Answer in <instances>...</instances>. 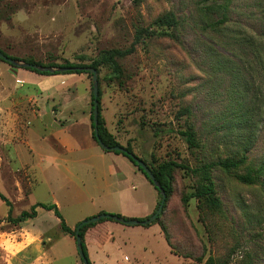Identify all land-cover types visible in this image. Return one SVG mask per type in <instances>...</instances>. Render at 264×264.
<instances>
[{
    "label": "rangeland",
    "instance_id": "obj_1",
    "mask_svg": "<svg viewBox=\"0 0 264 264\" xmlns=\"http://www.w3.org/2000/svg\"><path fill=\"white\" fill-rule=\"evenodd\" d=\"M213 1L0 2V47L22 61L89 64L105 50L130 47L138 28L169 33L147 35L120 57L121 77L110 66H99L106 131L155 164L174 159L195 166L232 152L249 153L246 166L213 170L221 202L214 211L200 210L196 197L183 202L198 178L177 168L160 217L171 245L158 223L147 233H121L120 249L109 252L111 264H205L209 256L214 264H264V178L258 185L237 179L264 166V0H216L228 3L225 27L214 25L219 13L205 9ZM169 12L177 16V27L157 23ZM36 74L0 59V192L11 203L13 218L36 202L58 200L73 228L79 212L104 197L94 188L85 195L67 172L38 166L55 150V131L68 119L59 114L66 101L73 102V122L92 129V79L74 74L40 90ZM187 107L191 113L181 115ZM189 123L198 133V148L177 132ZM84 180L93 182L90 176ZM9 209L0 198V264H75L74 240L53 211L39 208L36 217L15 223Z\"/></svg>",
    "mask_w": 264,
    "mask_h": 264
},
{
    "label": "crops",
    "instance_id": "obj_2",
    "mask_svg": "<svg viewBox=\"0 0 264 264\" xmlns=\"http://www.w3.org/2000/svg\"><path fill=\"white\" fill-rule=\"evenodd\" d=\"M38 74L35 75L37 78L35 83H38L36 87L42 90L49 88L55 80L66 79L77 73H59L47 76ZM59 114L68 119L63 125H60V119L53 120L51 125L54 128L58 122L61 126L55 131L58 143L53 146L55 150L51 154H47L50 158L49 161L47 157L41 159L42 163L38 166L39 169L46 171L48 168H52L55 171L67 172L73 183L77 184L85 195L91 194V188H94V191L104 197L102 202H93V206L82 209L79 216L75 218L76 222L73 227L80 221L102 212L115 213L133 219H145L150 216L157 207L159 196L157 189L145 174L124 154L103 149L93 138L92 129L83 130L82 125L77 126L73 122L72 101H66ZM39 117L40 115H37L36 119ZM42 155L44 153H38L39 157ZM86 173L89 175H85ZM89 176L93 182L85 184L84 178ZM139 187L142 189L140 190ZM92 199L95 201L96 198ZM48 203L60 206L58 200ZM77 204L81 205V202ZM39 208L41 207H38V213ZM151 226L127 225L108 219L89 227L85 232V241L90 264H111L112 257L109 252L114 246L120 249L119 234L147 233L152 228ZM161 234L163 235L162 232ZM72 238L76 248V252L73 251V261L75 264H81L75 238ZM127 257L125 256L126 259Z\"/></svg>",
    "mask_w": 264,
    "mask_h": 264
},
{
    "label": "trees",
    "instance_id": "obj_3",
    "mask_svg": "<svg viewBox=\"0 0 264 264\" xmlns=\"http://www.w3.org/2000/svg\"><path fill=\"white\" fill-rule=\"evenodd\" d=\"M1 1H8V0H0V2ZM205 9L209 12L219 13L220 17L214 22V25L225 27V24L228 21V14H227L228 9H229L228 3L222 2V1L216 2V0H214L213 3L209 4L207 7H205ZM11 10H12V7L9 6L8 9L6 10L5 14H4V16L6 18L9 16V12H11ZM157 23L161 26L177 27L179 24V20H178L177 16L175 15V13L169 12V13L164 14L163 16H160L157 20ZM154 33L160 34V35H162V34L168 35L169 34L165 31L153 32V31H150L148 28H138L135 32V39H134V41L130 47H128L126 49L114 48V49L105 50L100 54L99 58L95 59L93 62H91L89 64L66 61L63 63L50 62V63H46L43 65H49V66L56 67V68L91 66L93 68H96L98 71L100 65L106 64L112 68V70L115 72V75L117 77H121L122 76V67H121L118 59L120 57H124V56L132 53L133 51H135L136 44L138 42H140L145 36H147V35L150 36ZM0 50L4 54H6V52L4 50H2L1 47H0ZM6 55H8V54H6ZM0 59L3 60L1 57H0ZM26 61L41 64V62H38V61H35L32 59H26ZM26 69L40 73V74H45V75L59 74V73H77V74L85 73L92 79V73L90 71H86L83 69L79 70V69H72L71 68L70 70H66V71L55 70L54 72L39 71V70L33 69V68H26ZM98 82H99V75H98ZM98 98H99V110H100L101 109L100 108V100H101L100 90H99V97ZM90 103H91L90 118H91L92 135H93V138L97 141L96 136L94 134L93 121H92V110H93L92 82H91V101H90ZM179 112L181 115H185V114H190L191 110H190V108L187 107V108L181 109ZM177 132L180 134V136L185 140V142L191 148H198L201 145L200 139L198 137V133L195 129V126L192 123H189L186 126V128H184V129H178ZM99 133H100L102 140L106 144H108L110 146L121 145L119 142H117L115 139H113V137L106 131V128L104 126V121H103V118L101 115V110L99 113ZM97 143H98V141H97ZM126 148L129 151L133 152L131 147L126 146ZM113 151L117 152V153H122L125 156H127L145 174V176L149 179V181L154 185V183L152 182L150 177L137 164V162L134 161L131 156H129V154L122 152V151H118V150H113ZM146 163H147V165L150 166L152 172L156 176V179L160 182L161 186L163 187V189L165 190V192L167 194L162 212L157 216V218L152 223H149L147 225H151L153 223H158L161 227L162 232L164 233V236H165L168 244L171 245L170 237H169L168 231H167V227L164 223H162L160 221V217H161V214L163 213V211L165 210L166 203H167V201L170 198L171 193H172V187H173L172 183H173V179H174V171L177 168H182L185 171L190 172L192 175H194L198 178L194 191H192L189 194L184 195L183 196V202L187 203L192 197H196L198 200V207L200 208V210L207 209V210H213L214 211V210H217L220 208L221 202L217 196L216 185H215V181H214V177H213V170L217 167H220L224 170L230 171L233 169H239L243 166H246L249 163V153L246 150L232 152L228 156H225L223 158H219L217 160H207V161L203 160L195 166L190 165L189 163H186L183 161L179 162V161H176L174 159H169V160H166V161H164L162 163H158V164H155L153 162H151V163L146 162ZM263 178H264V166H262V165L258 168L252 169L251 171H249L245 174H238L237 175V179L241 183L246 184V185H258L260 182H262ZM155 188L157 189L158 196H159L158 204L156 207V209H157L159 204L161 203L162 194H161L159 188H157L156 186H155ZM0 198L2 200L6 201V203L10 206L9 213H8V219L9 220H11L15 223H18V222H22L28 218H34L38 215V207H41V208H44L47 210H52L55 213V215L60 219V226H61L62 231L75 238V229H76V226L78 224L73 228L70 227L66 223L65 219L63 218L62 213H61L59 207L57 206V204L45 203V202H36L35 204H33L31 206L30 210H23L20 212V214L17 217L13 218L10 201L1 192H0ZM156 209L154 210V212L156 211ZM150 216H148V217H150ZM148 217H146V218H148ZM108 219H110V218H102L96 222L85 223L82 225V227L80 229V235L82 238L83 248H84V251H85L87 258H88V253H87L86 241H85L86 230L89 227L97 224L98 222L108 220ZM79 259L82 262V259L80 256H79ZM205 264H214L213 257L209 256L208 259L206 260Z\"/></svg>",
    "mask_w": 264,
    "mask_h": 264
},
{
    "label": "water",
    "instance_id": "obj_4",
    "mask_svg": "<svg viewBox=\"0 0 264 264\" xmlns=\"http://www.w3.org/2000/svg\"><path fill=\"white\" fill-rule=\"evenodd\" d=\"M0 57L3 60L11 63L12 65H16V66L24 67V68H33V69H37L39 71H50V72H54L55 70L66 71V70H70L71 68L72 69H79V70L83 69L86 71H90L92 73V88H93L92 121H93L94 134L96 136V139H97L99 145L103 149H106V150H118V151H122V152L129 154V156H131L133 158V160L136 161L137 164L150 177V179L152 180L154 185L160 189V192L162 194L161 203L159 204L156 211L150 217H148L146 219L126 218V217H123V216H120L117 214H110V213L102 212L100 214L91 216V218H86V219L82 220L80 223H78V225L76 226V229H75V241H76L77 251H78L79 256L82 259V263L83 264H90L89 259L87 258L86 254H85V251L83 248V243H82V238L80 235V229H81L83 224L90 223V222H96L102 218H110V219L119 221L121 223L127 224V225H147L149 223H152L157 218V216L162 212L167 194H166L165 190L163 189V187L161 186L160 182L156 179V176L152 172L150 166L147 165V163L143 159H141L135 153L129 151L126 147H124L122 145L110 146L102 140L100 133H99V113H100L99 98H98L99 97V82H98V71L96 68H93L91 66L56 68V67H52L49 65L32 63V62L22 61V60H19L16 58H12V57L4 54L1 50H0Z\"/></svg>",
    "mask_w": 264,
    "mask_h": 264
}]
</instances>
